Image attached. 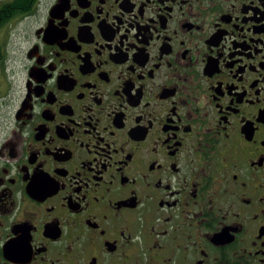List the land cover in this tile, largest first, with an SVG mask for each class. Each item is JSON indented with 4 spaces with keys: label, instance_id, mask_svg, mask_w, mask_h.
Segmentation results:
<instances>
[{
    "label": "flooded vegetation",
    "instance_id": "af4514ba",
    "mask_svg": "<svg viewBox=\"0 0 264 264\" xmlns=\"http://www.w3.org/2000/svg\"><path fill=\"white\" fill-rule=\"evenodd\" d=\"M0 264H264V0H0Z\"/></svg>",
    "mask_w": 264,
    "mask_h": 264
}]
</instances>
